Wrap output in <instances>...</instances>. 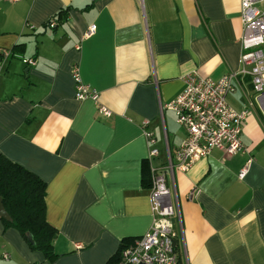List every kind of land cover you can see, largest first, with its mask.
I'll return each mask as SVG.
<instances>
[{
    "label": "crops",
    "instance_id": "crops-1",
    "mask_svg": "<svg viewBox=\"0 0 264 264\" xmlns=\"http://www.w3.org/2000/svg\"><path fill=\"white\" fill-rule=\"evenodd\" d=\"M239 10L240 0H0V50L36 60L27 67L12 58L0 70V157L45 184V219L57 231L52 264H113L121 246L149 230L143 165L164 168L186 138L164 106L188 73L217 83L239 69ZM91 25L95 34L83 39ZM74 65L110 117L91 100H75ZM232 83L226 103L240 112L254 98L251 79ZM145 132L158 151L150 161ZM241 143L234 156L213 149L188 173L166 174L178 264H264L257 105ZM1 219L0 264H43Z\"/></svg>",
    "mask_w": 264,
    "mask_h": 264
},
{
    "label": "built area",
    "instance_id": "built-area-1",
    "mask_svg": "<svg viewBox=\"0 0 264 264\" xmlns=\"http://www.w3.org/2000/svg\"><path fill=\"white\" fill-rule=\"evenodd\" d=\"M19 2L22 0H6ZM242 33L240 38L239 69L229 73L219 82L200 77L196 72L182 78L184 88L165 109L174 112L176 123L186 132V138L173 154H168V164L162 169L150 168L151 188L149 191L151 225L149 230L132 243L121 246L113 264H178L174 233L175 210L171 201L166 174L173 171L188 173L194 164L207 158L213 149L226 156H234L243 150L242 128L254 106L264 112V0H240ZM56 25L52 20L49 27ZM96 27L91 25L83 39L93 36ZM79 49V48H77ZM19 58L27 67L36 64L35 58L18 57L12 50H0V70L5 61ZM249 76L254 98L247 99V106L240 112L230 108L226 96L235 91L232 81L237 77ZM76 101L91 100L98 105V114L110 117V111L98 103L99 95L81 79L78 65L71 69ZM151 149L148 161L158 155L153 148L155 139L144 134ZM250 161L238 174L243 179ZM194 191L189 193L193 197Z\"/></svg>",
    "mask_w": 264,
    "mask_h": 264
},
{
    "label": "trees",
    "instance_id": "trees-1",
    "mask_svg": "<svg viewBox=\"0 0 264 264\" xmlns=\"http://www.w3.org/2000/svg\"><path fill=\"white\" fill-rule=\"evenodd\" d=\"M142 185L151 188L146 163L142 169ZM45 189V184L37 176L0 157V198L11 222L1 220L7 227L17 230L31 250L43 255V264H52L57 258L52 246L57 231L45 219ZM27 233L32 243L28 242Z\"/></svg>",
    "mask_w": 264,
    "mask_h": 264
},
{
    "label": "water",
    "instance_id": "water-1",
    "mask_svg": "<svg viewBox=\"0 0 264 264\" xmlns=\"http://www.w3.org/2000/svg\"><path fill=\"white\" fill-rule=\"evenodd\" d=\"M0 218H2L6 222H11L10 216L7 214V212L5 211V209L3 207L1 198H0ZM26 238H27L29 243L33 242L30 234L27 233Z\"/></svg>",
    "mask_w": 264,
    "mask_h": 264
}]
</instances>
